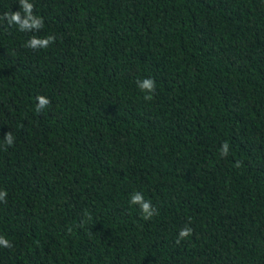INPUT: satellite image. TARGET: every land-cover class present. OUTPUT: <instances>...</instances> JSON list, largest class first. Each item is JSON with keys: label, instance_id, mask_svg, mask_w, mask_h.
Segmentation results:
<instances>
[{"label": "trees", "instance_id": "16d2710c", "mask_svg": "<svg viewBox=\"0 0 264 264\" xmlns=\"http://www.w3.org/2000/svg\"><path fill=\"white\" fill-rule=\"evenodd\" d=\"M29 2L42 30L0 20V264H264V0Z\"/></svg>", "mask_w": 264, "mask_h": 264}, {"label": "clouds", "instance_id": "9594fccd", "mask_svg": "<svg viewBox=\"0 0 264 264\" xmlns=\"http://www.w3.org/2000/svg\"><path fill=\"white\" fill-rule=\"evenodd\" d=\"M19 5L23 10V14L20 11L16 12H5L3 16H0V20H6L9 25H18V29L21 32H38L43 29L44 21L43 18L34 14V4L30 3L29 0H19ZM56 37L54 35H49L44 38L37 37L33 35L29 40L26 41L25 47L31 48L33 50L47 48L50 44L54 43ZM137 87L144 95L145 101H150L153 99L155 93V80L153 78H144L143 80L137 81ZM37 105L36 111L39 113L43 109L50 106L51 101L43 95L36 97ZM5 145L12 146L14 144V137L11 132L7 133L4 137ZM229 143L227 141L223 142L220 148L221 157H227L229 154ZM5 150H7L5 148ZM240 163H236V167H239ZM7 191L0 190V202H7ZM129 203L131 205H138L141 212L142 218L144 220L152 219L157 213L156 209L153 207L150 200H146L143 193L134 192L130 196ZM193 234V229L189 225H185L180 229L176 243L179 244L182 240H186ZM13 245L5 237L0 235V247L11 248Z\"/></svg>", "mask_w": 264, "mask_h": 264}]
</instances>
